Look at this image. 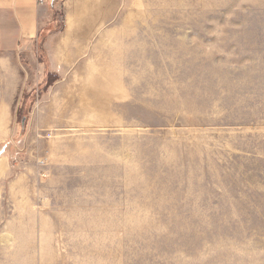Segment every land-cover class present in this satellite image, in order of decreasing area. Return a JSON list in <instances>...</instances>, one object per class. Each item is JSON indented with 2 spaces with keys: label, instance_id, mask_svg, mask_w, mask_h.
<instances>
[{
  "label": "rangeland",
  "instance_id": "rangeland-1",
  "mask_svg": "<svg viewBox=\"0 0 264 264\" xmlns=\"http://www.w3.org/2000/svg\"><path fill=\"white\" fill-rule=\"evenodd\" d=\"M49 4L0 44V264H264V0Z\"/></svg>",
  "mask_w": 264,
  "mask_h": 264
},
{
  "label": "crops",
  "instance_id": "crops-1",
  "mask_svg": "<svg viewBox=\"0 0 264 264\" xmlns=\"http://www.w3.org/2000/svg\"><path fill=\"white\" fill-rule=\"evenodd\" d=\"M47 1L50 2L48 5L50 11H54L46 20L44 26H52L56 21L57 4H55V0H45V3ZM44 4L38 5L36 0H0V44L6 48L20 46V48L26 49L29 45L30 48L36 47L38 37L42 32L40 23L49 12ZM67 7L70 10L72 8L71 4ZM64 19L60 33L51 30L48 32L51 40L58 37L62 41L63 38H66L65 36L72 35L76 31L78 14L70 11ZM59 47L56 44L53 49ZM52 54L54 55V51H52Z\"/></svg>",
  "mask_w": 264,
  "mask_h": 264
},
{
  "label": "built area",
  "instance_id": "built-area-1",
  "mask_svg": "<svg viewBox=\"0 0 264 264\" xmlns=\"http://www.w3.org/2000/svg\"><path fill=\"white\" fill-rule=\"evenodd\" d=\"M36 2H37L38 5H42V4L45 3V0H36Z\"/></svg>",
  "mask_w": 264,
  "mask_h": 264
}]
</instances>
